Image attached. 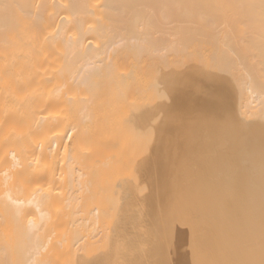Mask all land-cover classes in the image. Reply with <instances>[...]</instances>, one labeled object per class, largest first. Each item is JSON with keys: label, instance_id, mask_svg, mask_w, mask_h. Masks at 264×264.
Returning a JSON list of instances; mask_svg holds the SVG:
<instances>
[{"label": "bare ground", "instance_id": "6f19581e", "mask_svg": "<svg viewBox=\"0 0 264 264\" xmlns=\"http://www.w3.org/2000/svg\"><path fill=\"white\" fill-rule=\"evenodd\" d=\"M260 175L264 0H0V264H264Z\"/></svg>", "mask_w": 264, "mask_h": 264}, {"label": "rangeland", "instance_id": "374dc122", "mask_svg": "<svg viewBox=\"0 0 264 264\" xmlns=\"http://www.w3.org/2000/svg\"><path fill=\"white\" fill-rule=\"evenodd\" d=\"M166 91V90H165ZM165 91H163V93L161 92V90H160V95H158V97L157 96H153V92H151L150 94H152V96H153V98L155 97L156 99H153V100H151V101H154L155 100V102H159V101H161L162 100V102H164L163 100H165V99H168V101H166L167 103L168 102H170L169 101V96L171 97V95H170V93L169 92H165ZM167 93H169V95L167 94ZM205 94H203V97H207V95H208V93L207 92H204ZM149 94V95H150ZM166 94H167V96H168V98L166 97ZM198 97V98H197ZM150 98H151V96L150 97H148V96H146V95H142V96H140V97H136V100L132 103V102H129V103H127L126 104V106H125V110L127 111V112H130V111H132V110H134V111H138L139 109H138V107L139 106H141V105H143V104H148V102L150 101ZM172 98V97H171ZM194 101H196V103H198L199 102V99H201V97H199V96H194ZM150 101V102H151ZM157 102V103H158ZM159 104V103H158ZM228 142L230 141V139L228 138V140H227ZM176 150H177V148H175V150H173L171 153L172 154H170L171 156L176 152ZM262 178H264V175H260V179L261 180H263L264 181V179H262ZM167 179V178H166ZM166 179H165V181H166ZM146 186V185H145ZM147 187H143V190L145 189L146 191H147V189H146ZM156 212H157V210H156ZM155 212V216H154V222H156L157 221V219H159L158 220V222L160 221V219H161V217H160V214H159V212H158V214ZM165 217H166V215H164L163 216V218H162V222H163V220L165 221ZM105 243L103 242V244L102 245H104ZM137 248V250L138 251H141V252H145V248H146V246H144L143 244H141V245H139V246H137L136 247ZM129 263H132V258H130L129 256H127L126 258H125ZM260 260H262V259H260ZM258 264V263H257Z\"/></svg>", "mask_w": 264, "mask_h": 264}]
</instances>
